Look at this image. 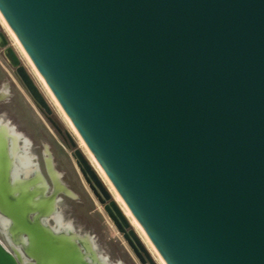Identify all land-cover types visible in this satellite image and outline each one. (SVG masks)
<instances>
[{
  "label": "water",
  "instance_id": "obj_1",
  "mask_svg": "<svg viewBox=\"0 0 264 264\" xmlns=\"http://www.w3.org/2000/svg\"><path fill=\"white\" fill-rule=\"evenodd\" d=\"M0 14L164 264H264V0H0ZM0 48L41 104L2 30ZM47 153L51 195L33 186L39 178L10 186L0 133L9 235L27 264H89L80 246L94 262L83 238L39 220L56 192L70 194ZM76 154L137 262L156 264ZM0 264H22L21 254L0 242Z\"/></svg>",
  "mask_w": 264,
  "mask_h": 264
},
{
  "label": "flooded vegetation",
  "instance_id": "obj_2",
  "mask_svg": "<svg viewBox=\"0 0 264 264\" xmlns=\"http://www.w3.org/2000/svg\"><path fill=\"white\" fill-rule=\"evenodd\" d=\"M1 53L4 57L2 49ZM4 60L10 74H7L5 79H0V133H2L6 141V152L10 165L8 170L9 185L15 187L16 183L39 178L33 186L44 188L42 191L43 197L51 195L54 185L46 171L43 158L48 157V151L51 167L57 181L64 186L70 194L64 193L63 191L56 192L53 198L51 211L47 215H40V222L48 226L55 234L76 235L88 242L91 251L96 257L94 262L90 259V252H85L84 249L80 245L79 246L84 252L86 261L89 264H107L105 259L97 255L94 243L92 239L88 237V234H80L72 226L73 222L78 221V209L76 204L81 202L80 194L71 184L72 180L76 179L80 185H82L76 163V161H78L76 152L80 150L77 142L74 140L70 131L65 128L64 122L66 123V121L57 116L39 88L36 86L43 99L41 104L31 100L30 96L21 86L18 77L15 75L16 68L12 67L5 57ZM19 64L23 65L21 60ZM2 67L5 69L4 66ZM26 72L28 73L27 70ZM12 88L18 91L23 100L16 99V93ZM34 118L37 122L33 121ZM94 167L96 168L95 165ZM73 169H76L77 173H74ZM70 173L73 174L71 175ZM82 187L84 186L82 185ZM66 200L69 201V205L64 204L68 203ZM61 205H65L63 209L68 213L67 221L63 219L62 214L64 211L60 207ZM34 215H36L35 212L30 214L29 217L32 218ZM9 225V219L0 212V231L4 234L9 248L4 246L12 253L13 250L18 251L21 254L22 264L33 263L32 259L23 254L21 245L13 242L8 233Z\"/></svg>",
  "mask_w": 264,
  "mask_h": 264
},
{
  "label": "rangeland",
  "instance_id": "obj_3",
  "mask_svg": "<svg viewBox=\"0 0 264 264\" xmlns=\"http://www.w3.org/2000/svg\"><path fill=\"white\" fill-rule=\"evenodd\" d=\"M0 30H2L4 32V34L6 35V38L8 40V44H10V46H12V48L14 49V51L16 52V54L18 55V58L21 60L22 64L24 65V67L26 68V70L28 71V73L30 74V76L32 77L34 83L39 88V90L42 92V94L44 95V97L46 98V100L49 102L50 106L54 109V111L56 112L57 116H59L60 118H63L66 121V123H67V120L65 119L66 115L64 114V112L62 111V109L59 108L60 107L59 104H58V106H59L58 107L57 104L49 96V94H48V90L49 89H47L48 87L46 85H43L42 84V82L40 81L38 75L34 72L33 68L28 63L26 57L20 51V49L17 47V45L15 44V42L12 39L11 35L9 34L8 30L1 23V21H0ZM2 66H4L5 69ZM7 74H10V71L6 67V62L4 60V57L2 56L1 49H0V79L1 78L2 79H5L7 77ZM12 90L16 93V99L17 100H23V98L20 96V94L18 93V91L16 89L12 88ZM33 121L34 122H37L35 118H34ZM66 123L64 122L65 128L68 131H70V133L72 134L74 140L77 142V144L79 146V149L84 154V156L86 158H88L89 162L94 167V165H93L92 161L90 160V158H89L86 150L84 149V147L81 146V144L79 142L78 135H76L77 133L75 134L74 131L72 130V128L69 126V124L67 123L68 124L67 125ZM84 146H85V144H84ZM90 155H91V153H90ZM73 172L74 173H77L76 172V169H73ZM70 174L72 175L73 173H70ZM80 182H81V184L84 187H82V185H80V183L76 179H73L72 180V183H71L72 186L74 188H76V191L80 194V197H81V202L76 204V207L78 209V215H77L78 221H75V222L72 223V226L74 227V229L76 231H78L80 234H88V237H90L92 239L93 243H94V248H95V251H96L97 255L100 256V257H102L103 259H105L106 262H107V264H139L137 262L136 258L132 255V253L128 249V247L125 245L124 241L121 239L120 234H118L116 232V230L114 229V227L112 226L110 220L107 218L105 212L102 210L101 204H99L97 202V200L92 195V193L90 192V190L87 188V186L84 183V181L82 180V178H80ZM103 182L106 185V187H109L108 184L105 183V181H103ZM109 184H110V182H109ZM114 191H115V189H114ZM110 193L112 194L113 197L115 196L114 193H112V191H110ZM115 193H117V192L115 191ZM115 198L116 199L117 198L120 199V197H119L118 194H117V197L116 196L114 197V199ZM116 201H118V199ZM66 202H68V203H64V204L65 205H69V201L66 200ZM118 204H120V203H118ZM65 205H61L60 206L63 211H64L63 208H65L64 207ZM62 215H63L64 221H67L68 220V213H67V211H64ZM126 216L129 218V220H130L131 224L133 225L136 233L140 236L142 242L144 243V245L146 246V248L150 252V255H151L152 259L154 260V262L156 264H162L160 262V260L158 259V257L155 256L156 253H154L151 250V248L148 246V244L146 243V241L141 236L140 232L137 229V225H136L135 221H132L134 219H132L133 217H132L131 213L129 212V215L127 214ZM80 226H83V227H80ZM142 233H143V231H142ZM146 239L148 240L147 237H146ZM0 242H2V244H4L7 248H9L8 243H7L6 239H5V236H4V234L1 231H0ZM148 242H149V240H148ZM159 258L162 260V258L160 256H159Z\"/></svg>",
  "mask_w": 264,
  "mask_h": 264
},
{
  "label": "bare ground",
  "instance_id": "obj_4",
  "mask_svg": "<svg viewBox=\"0 0 264 264\" xmlns=\"http://www.w3.org/2000/svg\"><path fill=\"white\" fill-rule=\"evenodd\" d=\"M0 21H1V23L6 27V29L8 30V32H9V34L11 35V37H12V39L14 40V42H15V44L17 45V47L20 49V51L24 54V56L26 57V59H27V61H28V63L31 65V67L33 68V70H34V72L36 73V71H35V69H34V67H33V65L31 64V62L29 61V59L27 58V56L25 55V53L22 51V48H21V46L19 45V43H18V40L10 33V31H9V29H8V27H7V25H6V23H5V21L2 19V17H1V15H0ZM37 74V73H36ZM38 75V74H37ZM38 77H39V79H40V81L42 82V84L43 85H45L44 84V81L42 80V78L38 75ZM48 89V88H47ZM48 94H49V96L51 97V99L57 104V106H58V103L56 102V100H55V98L53 97V95H51V93H50V91L48 90ZM59 107V106H58ZM60 108V107H59ZM65 117V116H64ZM65 119L67 120V122L70 124V126L72 127V129H73V131L75 132V134H76V131H75V129H74V127L72 126V124L69 122V120L65 117ZM79 138V137H78ZM79 141H80V143L82 144V146L84 147V149L86 150V152H87V154L89 155V157H90V159L92 160V162L94 163V165L96 166V170H98L97 172H98V174L100 175V177L102 178V179H104L103 181H105L107 184H108V188H109V190L110 191H112V193H114V195L117 197V193H115V191H114V189H113V187L109 184V181L107 180V178H106V176L104 175V173L102 172V170L99 168V166H98V164L96 163V161L93 159V157H92V155H90V152L86 149V146H84V143L79 139ZM114 196V197H115ZM116 199V198H115ZM118 199V203H120L119 205L121 206V208H122V210L125 212V214L127 213L128 215H129V212H128V210L122 205V203H121V200L119 199V198H117ZM116 199V200H117ZM126 214V215H127ZM131 218V217H130ZM133 219V218H132ZM132 221H134V220H132ZM137 229H138V231L140 232V234H141V236L143 237V239L146 241V243L148 244V246L151 248V250L154 252V253H156L155 252V250H154V248L151 246V244L148 242V240L146 239V237L144 236V234L142 233V231L139 229V227L137 226ZM9 233V232H8ZM8 235V234H7ZM13 240V239H12ZM11 243V242H10ZM155 256H157L158 257V259L160 260V262L162 263V264H164L163 263V261L159 258V256L157 255V253H156V255ZM24 262V261H23Z\"/></svg>",
  "mask_w": 264,
  "mask_h": 264
}]
</instances>
